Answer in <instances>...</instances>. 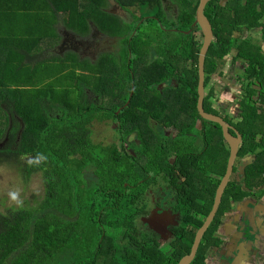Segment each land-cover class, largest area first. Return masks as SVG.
<instances>
[{"label":"trees","instance_id":"16d2710c","mask_svg":"<svg viewBox=\"0 0 264 264\" xmlns=\"http://www.w3.org/2000/svg\"><path fill=\"white\" fill-rule=\"evenodd\" d=\"M7 1L23 37L0 39V163L19 161L20 182L38 178L41 190L0 210V264H178L230 156L221 125L196 108L198 0ZM205 14L214 38L203 108L242 141L190 264H211L232 208L264 193V48L252 34L264 43V0H209ZM227 56L243 66L232 77L241 89L233 115L208 86ZM96 123L110 142H92Z\"/></svg>","mask_w":264,"mask_h":264},{"label":"rangeland","instance_id":"374dc122","mask_svg":"<svg viewBox=\"0 0 264 264\" xmlns=\"http://www.w3.org/2000/svg\"><path fill=\"white\" fill-rule=\"evenodd\" d=\"M129 9L141 15L140 11L135 7L129 6ZM59 26L61 28L63 27L62 24ZM61 30H63V28ZM258 30L259 29H255L252 31V34L255 35V41L264 48V43L258 37ZM199 39L202 41L201 37H199ZM105 46L111 47V41H107L103 45H100V47L103 48ZM242 68V65L231 63V56H227L220 62L217 71L211 75L210 82H208V86H215L214 95H216L218 100L224 105L220 108L230 115H233L236 109L241 107L238 104L241 89L239 85L233 82L232 77L241 73ZM104 128H106V125H101L99 123L94 124L93 134L91 136V140L94 144L110 142L106 136L110 137L111 133L101 132ZM169 135H171L170 132ZM117 144L116 142V145ZM253 160H256V158L252 159V161ZM18 165L19 161H13V163H11L9 159L4 163H0V210H3L5 206L16 204L10 199V192H18L19 199L21 200L22 198H28L30 194H37L41 190V182L38 178H33L26 185L20 182ZM242 179H244V177L240 176L238 180L245 189L247 187L244 186ZM263 189L261 191H264ZM258 191H260L259 188L254 189V192ZM20 195H22V197ZM22 206H26V204L23 203ZM263 206L264 193L260 197L259 202L254 199H248L245 204H238L235 209L232 208V213L227 215L225 223L219 229L218 236H220L223 241L221 247L223 252L221 254L212 255L211 264H264ZM65 253L66 252L59 253L57 255L58 258L60 259L63 257Z\"/></svg>","mask_w":264,"mask_h":264},{"label":"water","instance_id":"95a60500","mask_svg":"<svg viewBox=\"0 0 264 264\" xmlns=\"http://www.w3.org/2000/svg\"><path fill=\"white\" fill-rule=\"evenodd\" d=\"M209 0H198V4L195 9V22L200 26V29L202 31V43L198 51L197 56V101H196V108L199 113V115L206 120L213 121L216 123H219L222 127L223 134L226 138V140L229 142L230 145V156L228 160L227 170L226 174H224L222 180L220 181L212 209L209 212L208 216L205 218L202 226L199 228V230L196 232L192 247L190 249V253L183 257L178 264H190L196 256L197 250L199 248V245L203 239V236L211 226L218 209L221 204L222 196L224 194V191L226 187H228L230 180L232 178V175L234 173V166L236 165L238 153H239V147L242 140L241 133L234 128L228 121H226L222 116L218 114H214L211 112H207L203 108V98L205 94V85H204V59L206 52L208 50V47H210L212 40L214 38V31L213 26L208 18V16L205 14V6ZM230 128H233L235 130V133H232L230 131ZM254 206V205H253ZM149 226L152 228L154 227L155 230L158 229L159 224L157 222H151L146 221Z\"/></svg>","mask_w":264,"mask_h":264},{"label":"crops","instance_id":"0c3cea01","mask_svg":"<svg viewBox=\"0 0 264 264\" xmlns=\"http://www.w3.org/2000/svg\"><path fill=\"white\" fill-rule=\"evenodd\" d=\"M12 11H14L13 4H10L7 0H0V18H2V19H0V28H8L9 27L8 33H3L0 35V39H3L5 41H10V38L17 39V38L23 37L21 30L17 29L16 30L17 33L12 31L15 26L18 27L19 24H22L21 22H18L17 19H15V20L11 19L14 15V13L12 14ZM5 12H9L11 14V17H9V15H7V13H5ZM15 12H16V10H15ZM61 24H57V26L59 27L58 32L62 31L61 27L59 26ZM72 35H73V33L71 32V36L70 35H68V36H70L72 38ZM64 38L58 37V40H56V39L54 40L52 38H49V39H47L46 44H48L49 47L58 46V45H61L62 42H64ZM69 44L71 46L72 42ZM238 204H245V202H239ZM263 216H264V214H263Z\"/></svg>","mask_w":264,"mask_h":264},{"label":"clouds","instance_id":"9594fccd","mask_svg":"<svg viewBox=\"0 0 264 264\" xmlns=\"http://www.w3.org/2000/svg\"><path fill=\"white\" fill-rule=\"evenodd\" d=\"M242 141V140H241ZM241 144V143H240ZM38 156H39V154H38ZM40 158H42V159H46V157H40ZM251 159H252V157H251ZM29 163H31V161L29 162ZM9 196H10V199L13 201V202H15L16 204H18V205H20L22 202H21V200L19 199V193L18 192H16V191H13V192H10L9 193ZM237 206V205H236ZM235 206V207H236ZM235 207L233 208V209H235Z\"/></svg>","mask_w":264,"mask_h":264},{"label":"flooded vegetation","instance_id":"af4514ba","mask_svg":"<svg viewBox=\"0 0 264 264\" xmlns=\"http://www.w3.org/2000/svg\"><path fill=\"white\" fill-rule=\"evenodd\" d=\"M220 116H221V115H220ZM225 120H226V119H225ZM226 121H227V120H226ZM229 123H230V122H229ZM230 124H231V123H230ZM231 125H232V124H231ZM232 126H233V125H232ZM230 129H231V128H230ZM239 148H240V147H239ZM250 160H251V157H249V158H245L244 161H245V162H249ZM234 167H235V166H234ZM232 177H233V175H232ZM237 178L239 179L238 176H237ZM232 211H233V210H231V213H232ZM231 213H229V214H231ZM229 214H228V215H229ZM222 250H223V249H222Z\"/></svg>","mask_w":264,"mask_h":264}]
</instances>
